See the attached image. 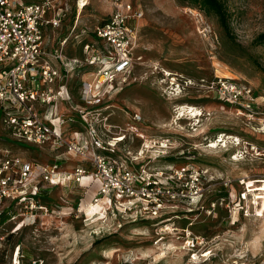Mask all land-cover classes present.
Returning a JSON list of instances; mask_svg holds the SVG:
<instances>
[{
  "label": "rangeland",
  "instance_id": "rangeland-1",
  "mask_svg": "<svg viewBox=\"0 0 264 264\" xmlns=\"http://www.w3.org/2000/svg\"><path fill=\"white\" fill-rule=\"evenodd\" d=\"M127 1L143 13L133 22L142 60L137 81L112 94L120 100L110 123L119 132L132 118L129 109L139 111L147 133L179 148L150 166L191 164L205 174L203 195L169 208L161 220H133L107 206L89 209L93 190L86 193L85 185H45L40 193L51 190L58 204L36 220L20 204L0 205V212L17 216L1 221L0 215V264H264V0H224L229 32L215 14L184 0ZM57 4L66 13L63 24L77 25L74 34H90L116 8L115 0H86L82 8L79 0ZM215 73L252 86L255 112H240L216 96L208 87ZM187 107L201 115L192 117ZM0 132V155L9 149L53 161L49 149L9 139L3 127ZM140 144L128 142L132 150ZM189 236L200 241L196 247L186 244Z\"/></svg>",
  "mask_w": 264,
  "mask_h": 264
},
{
  "label": "built area",
  "instance_id": "built-area-1",
  "mask_svg": "<svg viewBox=\"0 0 264 264\" xmlns=\"http://www.w3.org/2000/svg\"><path fill=\"white\" fill-rule=\"evenodd\" d=\"M115 3L114 12L90 34H74L76 24L63 31L66 13L56 0H0V127L9 139L49 149L54 156L52 162H40L5 149L0 205L20 204L36 220L39 212H50L38 200L43 186L77 184L85 185L86 193L92 189L91 202L102 208L133 220H161L169 208L201 199L205 174L199 169L184 162L150 166L179 149L175 141L147 133L137 110L129 109L132 118L119 132L110 123V109L120 100L112 94L137 81L135 69L142 60L135 53L133 22L143 13L130 1ZM48 28L62 30L53 43L45 36ZM202 29L207 35L209 28ZM208 87L240 112H255L253 87L237 78L215 73ZM135 139L141 144L132 150L128 142ZM72 160L71 169L63 168ZM199 242L186 239L192 247Z\"/></svg>",
  "mask_w": 264,
  "mask_h": 264
},
{
  "label": "trees",
  "instance_id": "trees-1",
  "mask_svg": "<svg viewBox=\"0 0 264 264\" xmlns=\"http://www.w3.org/2000/svg\"><path fill=\"white\" fill-rule=\"evenodd\" d=\"M191 4H197L202 7L208 14H215L218 17L220 24L229 32L228 10L224 0H184ZM264 40V33L260 37ZM0 136L2 133L0 132ZM39 202L52 206V204H58L51 198V190H45L43 194L38 196ZM13 210H6L1 213V221H6L12 218Z\"/></svg>",
  "mask_w": 264,
  "mask_h": 264
},
{
  "label": "crops",
  "instance_id": "crops-1",
  "mask_svg": "<svg viewBox=\"0 0 264 264\" xmlns=\"http://www.w3.org/2000/svg\"><path fill=\"white\" fill-rule=\"evenodd\" d=\"M57 1V0H56ZM66 26H65V28H64V32L66 31V29L68 28L67 26V24H65ZM54 30V31H53ZM61 32H62V30H59V31H56L55 29H52V28H48L47 30H46V34H45V36H46V38L49 40V42H55L57 39H58V37H60L61 36ZM69 52L70 53H72V54H75L76 53V50H69ZM73 165H74V162H73V160L72 161H69V162H66V163H64L63 164V168H66V169H71L72 167H73ZM94 192V191H93ZM92 196V195H91ZM87 202V201H86ZM88 203V202H87Z\"/></svg>",
  "mask_w": 264,
  "mask_h": 264
},
{
  "label": "bare ground",
  "instance_id": "bare-ground-1",
  "mask_svg": "<svg viewBox=\"0 0 264 264\" xmlns=\"http://www.w3.org/2000/svg\"><path fill=\"white\" fill-rule=\"evenodd\" d=\"M85 2H86V0H80V4H81V5H84ZM81 5H80V6H81ZM168 75H171V73H170V74L168 73ZM187 110H188V112L192 115V117H198V116L201 115L200 110L197 109V108H194V107H190V108H189V107H187ZM187 110H186V111H187ZM185 113H186V112H185ZM185 113H183V115H184ZM189 113H188V114H189ZM222 141H223V140H222ZM216 145H217V144H215V145H213V146L216 147ZM99 205H100V204L96 205V204H94V203H92V202L88 203L89 209H92V210L96 209Z\"/></svg>",
  "mask_w": 264,
  "mask_h": 264
}]
</instances>
